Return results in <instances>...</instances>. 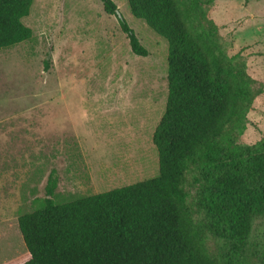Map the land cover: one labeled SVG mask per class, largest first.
Listing matches in <instances>:
<instances>
[{
	"label": "rangeland",
	"instance_id": "rangeland-1",
	"mask_svg": "<svg viewBox=\"0 0 264 264\" xmlns=\"http://www.w3.org/2000/svg\"><path fill=\"white\" fill-rule=\"evenodd\" d=\"M112 1L147 57L132 52L101 0H33L23 19L32 39L0 51V233L1 224L16 231L20 216L41 207L52 172L56 204L159 174L153 136L167 104L169 45L127 0ZM207 9L210 22L200 26L217 28L219 49L253 93L233 135L254 144L264 138V0H214ZM192 178L190 171L188 204L199 225ZM205 244L219 258L221 243L206 233ZM10 247L12 264L29 259L17 234Z\"/></svg>",
	"mask_w": 264,
	"mask_h": 264
},
{
	"label": "trees",
	"instance_id": "trees-1",
	"mask_svg": "<svg viewBox=\"0 0 264 264\" xmlns=\"http://www.w3.org/2000/svg\"><path fill=\"white\" fill-rule=\"evenodd\" d=\"M117 15L112 0H101ZM131 14L167 40L168 98L153 136L157 177L56 204L52 172L41 207L1 224L0 264L16 262L17 234L29 259L22 264H264V138L240 144V128L253 93L247 75L231 68L217 44L207 8L214 0H127ZM33 0H0V51L29 41L23 23ZM132 52L149 55L119 18ZM210 22V21H209ZM199 225L188 204L187 175ZM221 243L210 255L205 234ZM14 256V257H13Z\"/></svg>",
	"mask_w": 264,
	"mask_h": 264
},
{
	"label": "water",
	"instance_id": "water-1",
	"mask_svg": "<svg viewBox=\"0 0 264 264\" xmlns=\"http://www.w3.org/2000/svg\"><path fill=\"white\" fill-rule=\"evenodd\" d=\"M117 15H118L119 18H122L121 14H120V12L118 10H117Z\"/></svg>",
	"mask_w": 264,
	"mask_h": 264
}]
</instances>
